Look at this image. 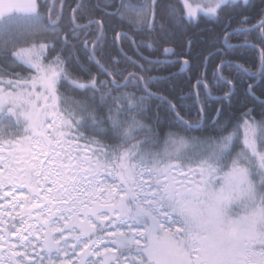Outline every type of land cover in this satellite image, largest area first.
Here are the masks:
<instances>
[{
  "label": "snow or ice",
  "instance_id": "1",
  "mask_svg": "<svg viewBox=\"0 0 264 264\" xmlns=\"http://www.w3.org/2000/svg\"><path fill=\"white\" fill-rule=\"evenodd\" d=\"M155 6L156 0L121 3L113 14L151 32ZM185 6L195 22L197 10ZM255 6L212 0L199 9L217 21L226 10L242 19L230 32L227 17L212 78L202 73L194 92L170 99L150 87L164 78L146 75L167 61L139 51L154 50L152 37L146 45L133 41L135 58L120 48L106 59L101 20L77 22L82 0L69 31L62 27L64 0H0V116L24 126L19 139H5L0 126V146H9L0 154V264H264V112L258 120L253 109L242 114L241 146L239 123L229 130L223 108L209 117L208 103L234 94L225 68L256 81L247 93L256 98L264 81V7L255 24L245 15ZM167 12L181 23L173 5ZM234 33L243 35L242 44L230 43ZM127 35L117 33L121 40ZM245 47L260 49L255 72L224 58ZM163 55L175 53L165 48ZM73 61L87 79L74 73ZM153 100L160 102L155 111ZM206 124L215 134H193ZM80 141L87 151L68 150Z\"/></svg>",
  "mask_w": 264,
  "mask_h": 264
},
{
  "label": "trees",
  "instance_id": "2",
  "mask_svg": "<svg viewBox=\"0 0 264 264\" xmlns=\"http://www.w3.org/2000/svg\"><path fill=\"white\" fill-rule=\"evenodd\" d=\"M117 1L118 0H82V2L86 5V8L76 13L77 22L86 23L87 17L89 15L94 19L101 20L105 30V39L103 41L104 46L101 51L103 52L106 59L112 56H117L120 48H123L129 56H134L135 58L136 47L133 44V41H135L137 45L141 44V42L146 45L147 43L151 42L149 37H152V39L156 41L154 50L149 51L145 46L141 47L139 51L143 53V55L148 56L150 59L162 60L163 57H165L163 55L164 49L171 48L175 53V55L170 57L171 61L167 63L151 65L152 71L146 74L164 78L157 81L156 83H153L150 85V87L152 91L159 90L160 92L167 95L170 99L173 97L178 98L181 95H188L190 92H194V85L196 84L197 77L202 73L205 74L209 80L212 78V74L215 71L216 66L220 63L221 59L222 53L218 52L217 49H222L224 26L225 23L228 22L227 17L232 16L231 28L229 29L230 32L232 29H235L239 26L238 21L242 19L241 16H237L234 13L226 10L224 13V19L220 21H217L214 18L199 16L195 22H189L185 16V11L181 0H156L154 14L155 28L153 31L149 32L147 27L134 24L127 19L121 20L119 16L113 14L121 3L140 7L143 5L144 0H121L119 5L117 4ZM78 2H81V0H64V20L62 27H64L65 31H69L71 28L70 21L73 15L72 9L76 7ZM151 2L152 0H148L149 4H151ZM252 2L256 5L255 8L248 9L245 15H248L251 18L250 23L255 24L260 18L258 15L259 9L264 7V4L261 3V0H252ZM41 3H43V0H41ZM106 4L108 7H97V5ZM169 5H173L183 18L180 24H177L169 17L167 12ZM149 19H153L151 12ZM161 25H163V29L161 28ZM97 27L98 26L94 25L90 30L89 38H91V34L95 32ZM121 31L127 33L128 35L122 40L120 38L117 40V33ZM257 35L258 30L250 34V38L253 40V42H255V37ZM81 36H83V33H81ZM243 40L244 37L242 34L234 33L230 38V43L239 45L243 43ZM40 42L43 41L41 40ZM60 47L61 46L57 44L56 50L59 51ZM82 47V45H79V48L82 49ZM258 49H253L250 47L237 48L231 52H228L224 58L226 60L243 64L245 67H249L253 72H255L260 60V54L258 52L260 49ZM54 55V52H50L48 59H51ZM63 55L67 56L68 51L65 50ZM77 55H79L81 63L87 65L94 74L96 72L95 65L87 64V59L82 51H78ZM180 59L188 61V68L185 72L178 74L180 64L177 61ZM70 67L74 73L87 79V76L79 71L75 61H73ZM124 67H128L129 70H132L130 65L122 62L121 68ZM14 70L21 71L22 69L16 68ZM223 75L233 79L234 94L232 95L230 101L224 100L223 103L214 101L212 110H209V117L216 114L214 112L216 108H223L225 115L230 118L229 130H231L232 126L242 122V114L245 112V108H253L255 105L257 106L254 98L247 94V87L254 80L250 81L249 78L246 80V76L237 74L234 69L229 70L225 68ZM105 78L106 77L103 75L100 76V79ZM222 94H224L223 90H218L216 88L213 89V95ZM261 94H264V81H260V88L257 86L255 87V95ZM159 103L160 102L158 100L151 101V107L154 111L156 110ZM196 115V111H193L190 113V118H194ZM11 123L13 125V122H4V124L7 126H10ZM172 130L176 131L177 129L173 128ZM159 131L163 136V133L168 131L167 125L165 124L161 126ZM201 133L215 134L207 124L201 130L194 132L193 134L201 135ZM79 145V149H77L75 143H71L67 145V147L69 151L74 153L76 151H87L83 141H80Z\"/></svg>",
  "mask_w": 264,
  "mask_h": 264
},
{
  "label": "flooded vegetation",
  "instance_id": "3",
  "mask_svg": "<svg viewBox=\"0 0 264 264\" xmlns=\"http://www.w3.org/2000/svg\"><path fill=\"white\" fill-rule=\"evenodd\" d=\"M120 2H121V0H118L117 1V4L119 5L120 4ZM256 49H258V48H256ZM259 50V49H258ZM259 52V54H260V50L258 51ZM167 61V62H170L171 61V58H168L167 59V57H163V59H162V61ZM167 62H165V63H167ZM177 62H179V60L177 61ZM180 64V63H179ZM180 67H181V64H180ZM188 68V67H187ZM187 70V69H186ZM185 72V71H184ZM247 77V76H246ZM246 80H248V77H247V79ZM252 79H250V81H251ZM247 82V81H246ZM257 82L256 81H253V82H251L250 84H256ZM195 86V85H194ZM257 87H259L260 88V82L257 84ZM247 92H248V87H247ZM214 96H223V94L222 95H214ZM255 99H254V101H255V103L257 104V106L255 107H253V108H245L244 110H245V112H247L249 109H253V112H252V116L255 118V119H260V115H261V112H264V94H261V95H255ZM214 101H216L215 99H213V100H209L208 101V103H209V105H210V109L212 110V107H213V103H214ZM214 112H215V110H214ZM213 112V113H214ZM4 115V119L7 121V122H13V125H12V123L10 124V126H7V125H5L4 124V121L5 120H3L2 122H1V126H4V138L5 139H10V138H15V139H19V133H23V128H24V126H23V124H21V125H17L16 124V121H15V118L14 117H11V116H9L8 114H6V113H4L3 114ZM244 119H245V117H243V119H242V122L241 123H239V125H240V143H241V146L243 145V134H244V128H243V123H244ZM242 139V140H241ZM3 147H5V149H4V155H6L7 153H8V151H9V146L7 145V144H4V145H2ZM7 149V150H6Z\"/></svg>",
  "mask_w": 264,
  "mask_h": 264
},
{
  "label": "rangeland",
  "instance_id": "4",
  "mask_svg": "<svg viewBox=\"0 0 264 264\" xmlns=\"http://www.w3.org/2000/svg\"><path fill=\"white\" fill-rule=\"evenodd\" d=\"M181 2H182V5H183V8H184L186 17H187V12H188L187 7L185 6L186 3L189 4L192 7V9L197 10V17H199V16H204L203 12L199 11V9L202 8L205 5H208L209 3H212V0H181ZM237 2H242V0H237ZM208 18H211V17H208ZM3 120H5L4 119V115L0 116V126H1V122ZM4 149H5V147L0 146V154H4ZM17 195H19V193H17Z\"/></svg>",
  "mask_w": 264,
  "mask_h": 264
},
{
  "label": "water",
  "instance_id": "5",
  "mask_svg": "<svg viewBox=\"0 0 264 264\" xmlns=\"http://www.w3.org/2000/svg\"><path fill=\"white\" fill-rule=\"evenodd\" d=\"M117 38V40H118V36L116 37ZM172 55H170V56H167V58H170ZM179 62H181V67H180V69H179V71H178V74L179 73H183L184 71H186V69H187V67H188V64L187 65H185L184 64V60H179Z\"/></svg>",
  "mask_w": 264,
  "mask_h": 264
},
{
  "label": "bare ground",
  "instance_id": "6",
  "mask_svg": "<svg viewBox=\"0 0 264 264\" xmlns=\"http://www.w3.org/2000/svg\"><path fill=\"white\" fill-rule=\"evenodd\" d=\"M180 60H184V59H180ZM184 61H186V60H184ZM180 64H181V62H179ZM179 71V70H178ZM180 74V73H179Z\"/></svg>",
  "mask_w": 264,
  "mask_h": 264
}]
</instances>
